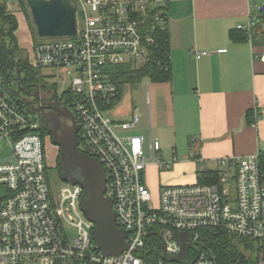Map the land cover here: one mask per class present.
Returning <instances> with one entry per match:
<instances>
[{"label": "built area", "instance_id": "2783aa9c", "mask_svg": "<svg viewBox=\"0 0 264 264\" xmlns=\"http://www.w3.org/2000/svg\"><path fill=\"white\" fill-rule=\"evenodd\" d=\"M73 1L77 34L41 38L26 51L32 67L68 71L64 92L72 96L68 104L80 127L79 149L97 157L105 170L106 195L113 197L116 224L129 247L108 255L97 246L96 226L82 208L83 185L52 184L39 114L0 87V139L12 147L10 159L0 161V191L6 190L0 196V264H216L199 236L205 228L250 238L263 248L264 151L218 159L213 182L167 184L153 193L147 166L169 168L178 158L157 156L158 138L129 133L139 127L137 109L122 120L108 113L119 95L112 67H140L163 51L162 41L170 46V38L162 36L169 31L166 0ZM239 28L249 35L252 26ZM208 53L195 52L197 58ZM154 60L163 65L171 53ZM183 233L191 246L187 258L178 260ZM263 259L264 253L262 264Z\"/></svg>", "mask_w": 264, "mask_h": 264}, {"label": "crops", "instance_id": "0c3cea01", "mask_svg": "<svg viewBox=\"0 0 264 264\" xmlns=\"http://www.w3.org/2000/svg\"><path fill=\"white\" fill-rule=\"evenodd\" d=\"M9 6L29 29L23 10ZM166 9L172 77L160 83H170L171 108L159 104L148 136L160 140L161 151L164 142L174 143L178 160L169 168L152 162L146 176L149 184L150 172H167L181 185L195 183L200 170L217 169L223 156L264 151V0H166ZM250 24L249 35L235 40L244 32L239 25ZM29 31L30 45L18 39L25 49L34 42ZM197 51L209 53L197 58ZM134 109L114 118L127 119ZM162 186L158 179L150 188L157 193Z\"/></svg>", "mask_w": 264, "mask_h": 264}, {"label": "trees", "instance_id": "16d2710c", "mask_svg": "<svg viewBox=\"0 0 264 264\" xmlns=\"http://www.w3.org/2000/svg\"><path fill=\"white\" fill-rule=\"evenodd\" d=\"M20 8L27 15L29 27L32 31L34 42L41 39L35 26L32 14H30L27 0H16ZM18 18L10 9L9 2L0 1V84L8 86L14 90L15 96L19 97V93L23 88L33 91L35 89L54 90L57 91L55 84L47 83L41 74L40 69L32 67L29 61L27 51H25L16 36L18 31ZM163 38L169 37V31L162 34ZM161 36V37H162ZM235 40L247 37L245 32L232 35ZM164 46V47H163ZM162 52H153V57L140 67L132 64H120L113 66L111 74L113 81L117 83L119 95L112 103V106L118 104L123 95L126 85L140 82L143 78H151L153 81L163 82L169 81L172 77L171 61L166 60L163 65H157L154 58L162 55L164 52L170 53L169 45L162 41ZM63 99L70 103L72 96L64 92ZM253 111L248 113L250 121L253 119ZM251 117V118H250ZM255 121V120H254ZM253 122V121H252ZM47 132L43 131V136ZM61 157L59 158V162ZM59 178L62 179L60 165L56 166ZM214 170H200L197 172V180L201 183H210L215 181L211 178ZM199 236L203 242L213 250L216 264H262L261 249L258 243L247 237H238L227 231L217 228H205L199 230Z\"/></svg>", "mask_w": 264, "mask_h": 264}, {"label": "water", "instance_id": "95a60500", "mask_svg": "<svg viewBox=\"0 0 264 264\" xmlns=\"http://www.w3.org/2000/svg\"><path fill=\"white\" fill-rule=\"evenodd\" d=\"M14 3L16 0H6ZM38 34L41 38L75 36L77 34L76 3L73 0H27ZM0 87L15 96L14 90L0 84ZM67 115L72 121V130L63 136H55L54 142L64 147L59 162L64 182L82 184L84 194L82 208L87 217L96 226L92 232L97 246L108 255L120 254L127 250L129 243L126 234L116 224L113 210V197L106 195V173L97 157L87 155L79 149V131L73 113L67 108ZM34 113L41 109L34 110ZM58 110V109H57ZM64 114V113H63ZM5 189L0 191L4 195ZM185 233L181 235L183 253L175 259L184 260L191 244L184 242Z\"/></svg>", "mask_w": 264, "mask_h": 264}, {"label": "rangeland", "instance_id": "374dc122", "mask_svg": "<svg viewBox=\"0 0 264 264\" xmlns=\"http://www.w3.org/2000/svg\"><path fill=\"white\" fill-rule=\"evenodd\" d=\"M17 6L19 4L14 2ZM20 7V6H19ZM17 11V10H16ZM18 11H20L18 9ZM24 12V10H23ZM25 14V12H24ZM27 16V15H26ZM29 29H31L29 27ZM27 29V23L24 19L19 22L18 31L16 32V36L20 41L26 45H30V31ZM32 33V31H31ZM33 35V34H32ZM21 45V44H20ZM22 47V46H21ZM25 51L26 49L22 47ZM30 49V48H28ZM41 74L45 78L47 83H53L57 86L58 94L64 93V91L69 87L70 76L68 75V71L64 68L59 67H49L43 68L40 70ZM170 83L164 82L161 84L160 82L153 81L151 78H143L140 82L135 83V85L128 84L125 86L123 90V95L121 101L116 104L112 109L109 110V114L111 116L122 117L124 115L129 114L130 109L134 107L140 113V122L139 127L136 130L129 131V133L137 134L141 133L146 138L149 133V122L154 120L156 108L159 104H162L167 110L171 108V101L168 95V90L170 89ZM47 142V154L49 156L50 163V180L52 184L56 187L60 185V178L58 175V171L56 170L57 161H58V147L54 145V143L49 142V139L46 138ZM173 147L174 143H163L162 145V154L159 152L157 156L162 157L165 161L173 159ZM12 152L11 143H9L5 139H0V161H8L10 159V155ZM180 152V150H178ZM182 153H179V159H182ZM149 155V153H148ZM157 156H155L157 158ZM155 158V159H156ZM184 158V157H183ZM152 174V175H151ZM167 172H162L158 174L155 170L149 173L148 179L150 181L149 186L152 187L153 184L158 183V179L164 185L167 184H178V182L172 181L168 179ZM193 181H191L192 183ZM70 235L76 234V230L70 229L68 231ZM261 249V259L262 253H264V247ZM264 261V259H263Z\"/></svg>", "mask_w": 264, "mask_h": 264}, {"label": "flooded vegetation", "instance_id": "af4514ba", "mask_svg": "<svg viewBox=\"0 0 264 264\" xmlns=\"http://www.w3.org/2000/svg\"><path fill=\"white\" fill-rule=\"evenodd\" d=\"M18 93L19 98L25 100L31 109H41L40 112H38L42 122L41 128L43 131L47 132L45 137L49 139V142L54 143V145L58 147V156L60 158L64 147L54 142V137L63 136L65 133H69L73 128L71 119L65 115L67 110L66 108L64 109V107H67L71 113H73L68 102L63 99L62 94H58V90L35 89L30 91L23 88ZM73 115L76 118L75 113H73ZM59 158L57 165H59Z\"/></svg>", "mask_w": 264, "mask_h": 264}]
</instances>
